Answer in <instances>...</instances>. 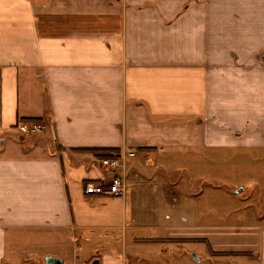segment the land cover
<instances>
[{
    "label": "crops",
    "instance_id": "1",
    "mask_svg": "<svg viewBox=\"0 0 264 264\" xmlns=\"http://www.w3.org/2000/svg\"><path fill=\"white\" fill-rule=\"evenodd\" d=\"M0 140V264L70 242L72 264H264V221L162 216L171 189L131 166L264 157V0H0ZM98 148L137 152L123 196L85 195L114 174Z\"/></svg>",
    "mask_w": 264,
    "mask_h": 264
},
{
    "label": "rangeland",
    "instance_id": "2",
    "mask_svg": "<svg viewBox=\"0 0 264 264\" xmlns=\"http://www.w3.org/2000/svg\"><path fill=\"white\" fill-rule=\"evenodd\" d=\"M38 121L45 124L42 120L24 122ZM20 125L21 123L18 125V131L22 138L19 140L36 138L46 129L40 133L26 134L20 130ZM13 137L15 141H18L16 135ZM203 152L207 156L201 153L171 150L162 152L152 163L134 159L131 166L138 168L139 171L141 165L142 173L149 175L152 172V175L164 180L171 189V191L167 190L168 194L171 192V204H162V216H173L179 220L185 217L187 223L264 221V157L256 153L249 154L247 158L240 157L241 167H238L234 163L235 158L208 156V151L203 150ZM128 164L127 162L126 166ZM244 170L247 171L244 173ZM126 176L130 182L135 181L127 171ZM176 189L179 190L176 191ZM51 248L49 243L43 247L40 246V250L33 247L32 254L30 252L23 254L20 263L35 264L33 258L36 253H43ZM74 248L71 242L70 245L64 246L61 251L66 258L64 264H72L75 256ZM177 250L175 253L178 252ZM175 256L176 254L173 256L170 253L168 259H163L160 264L175 263L177 259ZM153 257V259H159L156 255Z\"/></svg>",
    "mask_w": 264,
    "mask_h": 264
},
{
    "label": "built area",
    "instance_id": "3",
    "mask_svg": "<svg viewBox=\"0 0 264 264\" xmlns=\"http://www.w3.org/2000/svg\"><path fill=\"white\" fill-rule=\"evenodd\" d=\"M47 127V124L26 123L21 122L20 130L26 134L40 133ZM136 157V152L133 150L120 152L117 156H104L101 163L114 170L113 176L110 179H101L95 181H87L83 185L85 195L93 196H122L128 188L134 183L130 182L126 176L128 158Z\"/></svg>",
    "mask_w": 264,
    "mask_h": 264
},
{
    "label": "trees",
    "instance_id": "4",
    "mask_svg": "<svg viewBox=\"0 0 264 264\" xmlns=\"http://www.w3.org/2000/svg\"><path fill=\"white\" fill-rule=\"evenodd\" d=\"M120 154L119 149L117 148H98V155L101 157L104 156H117Z\"/></svg>",
    "mask_w": 264,
    "mask_h": 264
},
{
    "label": "water",
    "instance_id": "5",
    "mask_svg": "<svg viewBox=\"0 0 264 264\" xmlns=\"http://www.w3.org/2000/svg\"><path fill=\"white\" fill-rule=\"evenodd\" d=\"M45 264H63V259L54 255H47L45 257ZM92 264H98V260H94Z\"/></svg>",
    "mask_w": 264,
    "mask_h": 264
}]
</instances>
